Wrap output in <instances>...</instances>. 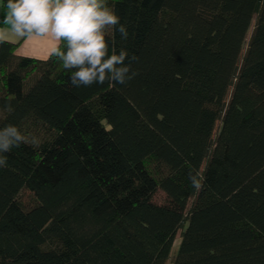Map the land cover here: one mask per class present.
I'll list each match as a JSON object with an SVG mask.
<instances>
[{
	"label": "trees",
	"instance_id": "1",
	"mask_svg": "<svg viewBox=\"0 0 264 264\" xmlns=\"http://www.w3.org/2000/svg\"><path fill=\"white\" fill-rule=\"evenodd\" d=\"M108 4L125 84L0 41V264H264V0Z\"/></svg>",
	"mask_w": 264,
	"mask_h": 264
},
{
	"label": "clouds",
	"instance_id": "2",
	"mask_svg": "<svg viewBox=\"0 0 264 264\" xmlns=\"http://www.w3.org/2000/svg\"><path fill=\"white\" fill-rule=\"evenodd\" d=\"M6 9L0 20V38L9 34L22 39L49 37L53 42L49 55L59 57L63 68L70 71L72 87L106 81L125 84L137 74L125 64L126 50L110 52L106 30L115 29L122 39H127L128 32L108 0H7ZM61 42H66L65 49L60 48ZM24 142L15 125L0 129V153ZM6 161L7 157L0 155V167Z\"/></svg>",
	"mask_w": 264,
	"mask_h": 264
},
{
	"label": "crops",
	"instance_id": "3",
	"mask_svg": "<svg viewBox=\"0 0 264 264\" xmlns=\"http://www.w3.org/2000/svg\"><path fill=\"white\" fill-rule=\"evenodd\" d=\"M2 10V0H0V15ZM2 27V25H0ZM16 44L14 52L18 55L32 56L36 58H46L49 56L53 42L49 37L34 36L27 39L15 37L11 34L0 38Z\"/></svg>",
	"mask_w": 264,
	"mask_h": 264
},
{
	"label": "rangeland",
	"instance_id": "4",
	"mask_svg": "<svg viewBox=\"0 0 264 264\" xmlns=\"http://www.w3.org/2000/svg\"><path fill=\"white\" fill-rule=\"evenodd\" d=\"M249 32H250V29H249ZM249 32H248V33H249ZM247 38H248V34H247ZM155 198H156L158 201L163 200V198H164L163 192H162L161 190H158V191L155 193ZM179 241H180V237H176L175 240H174V242H173V248H175V246H176V248H177ZM175 250H176V249H175Z\"/></svg>",
	"mask_w": 264,
	"mask_h": 264
}]
</instances>
